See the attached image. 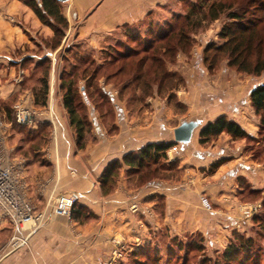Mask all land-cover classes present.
Masks as SVG:
<instances>
[{"label":"rangeland","instance_id":"1","mask_svg":"<svg viewBox=\"0 0 264 264\" xmlns=\"http://www.w3.org/2000/svg\"><path fill=\"white\" fill-rule=\"evenodd\" d=\"M68 1L59 2L62 16ZM203 1H139L141 13L136 20L117 25L100 41L90 44L89 38L93 35L84 34L79 25L95 9L94 5L81 18L74 19L71 29L63 16L66 26L62 37L54 36L53 32L47 39L39 37L37 47L12 46L7 54L17 62H0V160L14 169L19 168L24 198L29 203L26 194L29 174L52 166L50 163L58 165V158H50L49 152L66 149L84 152L86 147L102 139L101 134L120 135V131H127L131 126L145 127L152 118L154 124L165 123L167 127L169 140L163 142L173 144L166 150L165 157L150 161L139 170H129L120 162L116 176L107 184L102 185L101 176L92 177L94 183L100 180L101 191L110 193L123 174L129 187L128 196L133 200L128 211L139 226L145 225L143 229H148L146 237L130 240L113 231L107 239L109 249L98 254L101 258L95 264H264V189L240 186L241 191L234 193L239 204L230 209L222 210L219 204L209 200L211 209L200 205L199 230L188 231V222L182 218L180 222L184 228L181 232L176 230L177 222L172 220L176 214L166 219L164 196L155 190L167 183L169 189L184 188L187 192L208 179L224 159L207 165L193 149H208L220 135H226L221 138L223 142L229 139L243 143L252 160L264 168V126L260 125L261 118L250 100L251 90L264 82V69L258 74L239 71L229 65L226 50L214 51L225 41L220 36L223 27L233 24L234 20L227 12L210 19L206 15L207 7L199 9ZM226 1L233 4L230 11H239L237 8L242 6L245 20L260 21L255 34L250 36L252 46L246 47V51L250 58L259 57L264 61V0ZM169 24L178 34L169 40H159V33L167 30ZM155 56L160 62L153 60ZM69 81L75 95L77 116L85 123L84 139L79 143L63 106ZM228 104L233 106L232 115L236 119L240 122L243 119L238 114L245 118L246 125L236 123L242 129L245 126L253 128L254 134L233 138L223 132L201 142L198 133L206 124V116L225 111ZM18 110L23 111L24 122L17 121ZM228 114L222 116L229 119ZM188 115L205 120L194 133L191 146L181 153L177 148L182 144L173 140L172 131L180 117ZM122 134L127 135L126 132ZM89 168L92 173L96 171L95 165ZM46 182L47 178L40 179L38 185L44 187ZM141 192L148 194L139 199ZM197 196L199 201L205 194ZM85 208L86 216L79 221H96V214ZM63 218L68 222L74 220L71 212L69 217ZM42 220L43 217L38 227ZM13 231L9 221L0 223V251L14 249L10 245ZM230 245L238 248L237 253L225 259Z\"/></svg>","mask_w":264,"mask_h":264},{"label":"crops","instance_id":"2","mask_svg":"<svg viewBox=\"0 0 264 264\" xmlns=\"http://www.w3.org/2000/svg\"><path fill=\"white\" fill-rule=\"evenodd\" d=\"M139 1L147 3V0H69L63 16L67 18L71 29L75 18H81L83 13L96 5L91 14L79 25L84 34L93 35L89 38L92 44L100 41L117 25L136 20L141 13V9L138 8ZM52 35V29L41 23L31 8L19 0H0V62L6 64L8 61L17 62L16 58L7 54L12 46L23 49L26 45L37 47L39 37L47 39ZM23 56L19 58L22 59ZM233 110V106L228 104L225 111L218 112L212 117L208 115L206 120L204 117L188 115L180 117L179 123L190 118H198L201 123L204 119L208 123L217 116L228 113L230 120L240 122L232 115ZM165 113L166 116L167 108ZM238 116L243 118L240 124L246 125L243 121L244 116L242 114ZM146 125L131 126L124 131L127 135L122 134L123 131L122 133L120 131V135L112 137L101 134L102 139L95 145L86 147L84 152L71 149L49 152L50 158H58V165L50 163L52 166H44L34 170L35 173L31 172L26 193L34 214L42 213L44 220L33 230L20 231V236L26 237V243L14 249H2L0 264H95L98 258H101L98 254L102 255V252L109 249L107 239L113 231L120 232L129 240L146 237L148 229H143L145 225L139 226L136 218L128 211L133 200L128 196L129 187L123 174L117 179L116 186L110 193L101 191L100 180L96 183L92 180L95 176L98 179L110 162L114 160L122 162V157L126 153L135 152L148 143L169 140L165 123L154 124L152 118ZM244 130L247 134H254L251 127L245 126ZM222 136L226 135H220L218 140L212 141L208 149L198 150L196 147L193 149V152L200 156L199 159L203 163L207 162V165L224 159L208 179L200 181L195 187H190L187 192L184 188L169 189L167 183H162L155 189L164 196L166 219H171L168 217L170 214H176L172 220L177 222L176 230L179 232L184 228V224L180 222L182 218H186L185 222H188V231L200 228L198 224L200 226L202 214L197 195L205 194L211 202L219 204L224 210L239 204L234 193L241 191L240 186L264 189L263 166L252 160L243 143H234L229 139L223 142ZM192 141L193 137L189 145H180L177 148L178 152L182 153L184 148L190 147ZM90 165H95L94 173L90 171ZM46 178L44 187L39 186L38 181ZM151 187L152 182L150 189ZM66 192L76 193L78 203L90 208L97 216L96 221L68 222L65 218L54 215L53 199L58 194ZM150 192L152 194V189ZM147 194L142 193L139 199Z\"/></svg>","mask_w":264,"mask_h":264},{"label":"trees","instance_id":"3","mask_svg":"<svg viewBox=\"0 0 264 264\" xmlns=\"http://www.w3.org/2000/svg\"><path fill=\"white\" fill-rule=\"evenodd\" d=\"M25 5L29 6L39 20L48 25L58 38L63 36V28L65 29L66 21L61 14L59 2L56 0H21ZM206 1V0H205ZM201 2L199 4V9L207 7L206 15L210 19L217 18L220 14L227 12V16L234 20L233 24H227L223 27L220 36L225 39V41L219 46L214 48V51H224L228 52V62L229 65L235 66L237 70L246 73L258 74L264 69V61L259 57L250 58L249 51H246V47L251 48V37L253 36L259 26L260 21L258 20H245L244 12L242 6L239 5L237 10L230 11L233 4H227L226 0L216 1L212 0L209 2ZM242 10V12H241ZM203 18L205 16L204 13ZM189 15L185 16L187 19ZM198 24V23H197ZM60 25V26H59ZM159 40H169L176 36L172 31L171 25L169 24L167 30L159 33ZM181 34L185 35L184 32ZM186 36V35H185ZM247 39V40H246ZM150 45L153 43L149 42ZM255 46V45H254ZM147 47H149L147 45ZM151 48V47H150ZM156 48V47H155ZM155 48H152L154 51ZM151 49H149L150 51ZM122 58H125L124 54H121ZM154 61L160 62L155 56ZM64 87V83H62ZM45 93V92H44ZM75 95L72 90L71 82H68L66 92L63 95V106L67 110L69 115L70 124L75 128L77 135V142H83L84 139V126L85 123L79 119L76 112L75 105ZM250 100L256 114L260 116V125L264 126V82L255 86L250 92ZM227 133L233 138H246L247 133L242 129L236 122L230 119H226L224 116L220 115L216 117L213 121L206 123L199 130V138L201 142L209 141L221 133ZM172 142H152L143 146L136 152L126 153L122 157V162L129 168V170H139V168L147 166L150 161L156 162L158 158L165 157L166 150L172 146ZM83 146V143H81ZM81 146V147H82ZM120 167V162L114 160L110 162L101 175V182L103 184L109 183L115 176L116 171ZM264 203V202H263ZM85 207L82 205H77V202L73 205L71 209V216L74 220L79 221L81 217H85ZM259 220V219H258ZM226 251L225 259L231 258L237 253L238 248H234L230 245ZM146 264V263H142Z\"/></svg>","mask_w":264,"mask_h":264},{"label":"built area","instance_id":"4","mask_svg":"<svg viewBox=\"0 0 264 264\" xmlns=\"http://www.w3.org/2000/svg\"><path fill=\"white\" fill-rule=\"evenodd\" d=\"M16 119L19 123L24 122L23 111H17ZM1 127L0 116V129ZM18 170L19 168L14 169L0 160V223L9 221L13 226L14 231L10 242L12 248L26 243V237H21L20 231L35 229L42 218V214L34 215L33 206L24 198V184ZM77 200L78 196L74 192L57 195L52 205L53 214L69 217ZM199 202L204 209H211L210 201L206 196H200Z\"/></svg>","mask_w":264,"mask_h":264},{"label":"water","instance_id":"5","mask_svg":"<svg viewBox=\"0 0 264 264\" xmlns=\"http://www.w3.org/2000/svg\"><path fill=\"white\" fill-rule=\"evenodd\" d=\"M57 2H65L67 0H56ZM201 121L198 118H190L182 120L172 131L173 140L182 145H189L191 139L200 127Z\"/></svg>","mask_w":264,"mask_h":264}]
</instances>
